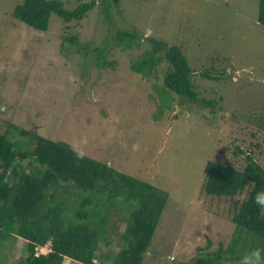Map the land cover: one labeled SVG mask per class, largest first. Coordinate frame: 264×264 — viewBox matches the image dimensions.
Returning a JSON list of instances; mask_svg holds the SVG:
<instances>
[{
  "label": "rangeland",
  "instance_id": "374dc122",
  "mask_svg": "<svg viewBox=\"0 0 264 264\" xmlns=\"http://www.w3.org/2000/svg\"><path fill=\"white\" fill-rule=\"evenodd\" d=\"M23 1L0 0V132L10 124L36 130L167 190L169 202L143 264L188 263L220 244L227 246L235 231L231 218L243 196L206 195L204 169L216 152L224 163L242 168L245 158L235 155V147L250 143L260 144L258 159L264 165L259 0H120L110 12L111 22L104 20L102 0H96L82 21L65 23L53 14L46 32L13 17ZM91 1L63 0L69 10ZM119 29H136L144 37L140 46H119ZM74 36L81 45L105 47L106 59L116 60V68L101 71L100 77L94 66L83 70L76 57L81 49L71 43ZM148 37L182 47L196 72L198 92L216 100L215 113L192 103L182 110L177 104L164 108L158 116L166 64L149 79L130 69L150 47ZM204 68L223 72L224 78L206 80L200 76ZM124 229L125 223L110 225L112 244L101 243L105 253L119 250ZM24 246L18 239L15 260ZM39 250L48 252L49 246ZM96 263L111 261L97 255ZM64 264L77 263L68 259Z\"/></svg>",
  "mask_w": 264,
  "mask_h": 264
},
{
  "label": "trees",
  "instance_id": "16d2710c",
  "mask_svg": "<svg viewBox=\"0 0 264 264\" xmlns=\"http://www.w3.org/2000/svg\"><path fill=\"white\" fill-rule=\"evenodd\" d=\"M101 3L104 20L111 22L110 12L120 6V0ZM97 4L93 0L69 10L63 0H24L13 17L46 32L53 14L65 23L82 21ZM258 22L264 26V0H259ZM143 38L136 29H119L115 36L117 44L126 50L139 47ZM71 43L82 50L76 56L82 69L89 72L94 66L100 70V77L101 71L116 68V60L106 59L109 53L105 47L81 45L77 36L71 37ZM146 43L150 47L132 62L130 69L142 79H149L157 76L161 64H166L158 116L164 108L177 104L182 110L192 103L215 113L216 100L198 92L196 72L182 47L154 37H148ZM200 76L217 82L224 78L223 72L206 68ZM241 147H235V155L244 156L242 168L224 163L216 152V158L204 169L206 195L232 200L243 196L231 218L235 225L231 241L180 264H239L249 251L260 249L264 254V214L254 203L256 193L264 191V165L258 159L261 146L250 143L245 149ZM168 202L169 192L159 184L122 172L69 143L13 124L0 132V264H64L68 259L77 264H97V255L111 264H143ZM117 223H125L119 250L110 249L107 254L101 243L106 247L112 244L109 227ZM18 239L25 241L24 254L15 260L12 251ZM47 246L48 252L39 250Z\"/></svg>",
  "mask_w": 264,
  "mask_h": 264
},
{
  "label": "clouds",
  "instance_id": "9594fccd",
  "mask_svg": "<svg viewBox=\"0 0 264 264\" xmlns=\"http://www.w3.org/2000/svg\"><path fill=\"white\" fill-rule=\"evenodd\" d=\"M254 203L260 209L261 214H264V191L256 193ZM239 264H264V254L260 249L249 251L243 255Z\"/></svg>",
  "mask_w": 264,
  "mask_h": 264
},
{
  "label": "water",
  "instance_id": "95a60500",
  "mask_svg": "<svg viewBox=\"0 0 264 264\" xmlns=\"http://www.w3.org/2000/svg\"><path fill=\"white\" fill-rule=\"evenodd\" d=\"M176 108H178V107H176Z\"/></svg>",
  "mask_w": 264,
  "mask_h": 264
}]
</instances>
